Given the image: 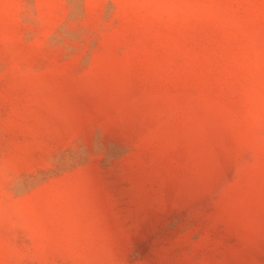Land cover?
<instances>
[{
  "label": "rangeland",
  "instance_id": "1",
  "mask_svg": "<svg viewBox=\"0 0 264 264\" xmlns=\"http://www.w3.org/2000/svg\"><path fill=\"white\" fill-rule=\"evenodd\" d=\"M0 264H264V0H0Z\"/></svg>",
  "mask_w": 264,
  "mask_h": 264
}]
</instances>
